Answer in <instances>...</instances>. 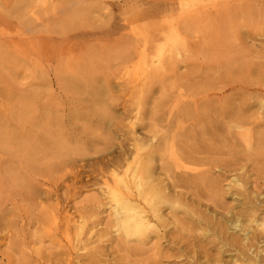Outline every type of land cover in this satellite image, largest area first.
<instances>
[{
    "label": "rangeland",
    "instance_id": "rangeland-1",
    "mask_svg": "<svg viewBox=\"0 0 264 264\" xmlns=\"http://www.w3.org/2000/svg\"><path fill=\"white\" fill-rule=\"evenodd\" d=\"M242 1L238 9L192 22L178 14L180 0H0V116H45L51 120L48 130L61 132L56 143L44 148L41 127H29V143L37 144L29 159L12 144L10 151L0 150V264H252L233 263V248L223 246L224 235H216L214 228L222 223L225 235L243 244L244 233L255 227L250 220L262 218L261 212L252 216L244 211L251 205L260 208L264 200V144L257 141L264 134V0ZM169 2L176 8L173 16L153 14ZM179 23L190 59L175 73L188 77L165 72L152 82L154 95L162 87L163 100L171 107L179 99L199 103L209 95L208 102L214 101L217 92L224 99L235 97L236 103L246 98L250 121L245 129L251 130L240 131L224 120V163L203 168L214 185L179 198L173 212L164 208L167 225L159 226V238L151 235L136 250L133 241L125 246L115 241L106 206L96 209L100 179L86 178L87 170L77 178V148H91L83 144L87 134L106 133L84 126L78 117H92L95 89L108 90L113 82L125 88L143 78L139 61L129 63V74L121 75L118 56L131 52L137 39ZM115 91L121 94L120 88ZM190 108L185 125L198 120ZM241 133H247L245 138ZM13 175L22 176L34 193L11 179ZM234 216H239L240 228L229 222ZM91 221L97 224L95 231L107 232L99 244L85 242ZM80 223L86 225L79 235ZM165 232L173 233L174 242ZM249 256L264 264V241Z\"/></svg>",
    "mask_w": 264,
    "mask_h": 264
},
{
    "label": "bare ground",
    "instance_id": "bare-ground-1",
    "mask_svg": "<svg viewBox=\"0 0 264 264\" xmlns=\"http://www.w3.org/2000/svg\"><path fill=\"white\" fill-rule=\"evenodd\" d=\"M22 1L30 4L34 0ZM208 2L210 3L207 4ZM242 2V0H180L177 9L169 2L153 14L162 17L173 16L176 9L181 17L192 22H200L214 13H227L231 9H238ZM185 26L183 24L182 27ZM179 27L180 23L178 26L171 24L150 37L137 39L140 41H137L131 52L117 57V64H120L121 75H128L130 72L128 64L133 61L141 62L143 78L132 86L126 83L125 88L124 84L113 82L114 85L108 90L93 89V100L90 103L96 108L91 112L92 117H78L84 121V126L94 125L107 134L85 136L83 144L91 148H77V178L87 170L89 175H86V178L95 176L100 179L102 187L96 195L102 197L105 202L97 199L98 197L94 198L96 209L101 207L103 209L106 206L108 217L111 218L108 224L113 228L115 241L122 242L123 246L133 241L136 243L133 249L136 250L147 245L151 235L156 234L159 238V226L167 225V218L161 213L164 208L173 212L179 198L198 195L199 188L209 190L207 187L214 185L215 182L207 177L209 171L203 168L206 166L220 168L224 163L221 158L224 152L222 137L224 120H231L240 131L248 133L251 130L245 129L250 121L246 117L249 112L246 98H241V101L236 103L235 97L224 99L221 93L217 92L214 94V101L208 102L209 95L199 103L197 100L179 99L171 107L168 105L169 100H163L166 98L164 95L166 92L162 87L159 88L158 95H154L152 82L156 77L163 78L165 72L173 73V76L182 79L188 77L175 73L180 63L190 59L187 46L179 34ZM116 87L120 88L121 94L116 93ZM218 87L220 90L221 87ZM262 97L264 98V95ZM155 98H159V102L154 103ZM190 106L193 107L198 120L195 124L185 125L192 111ZM118 110L121 112L117 113ZM55 123L59 124L58 120ZM50 125L51 120L45 116L33 120L27 117L19 119V116L12 113L8 116L1 115L0 150L10 151L11 148H16L18 153L22 149L25 158L29 159L37 148V144L29 143L31 135L29 127H41L43 132L41 146L45 148L52 146L61 136L58 130L49 131ZM138 130L140 131L137 133ZM247 133H241V138H245ZM257 141L264 144V134L260 135ZM97 143L102 146L95 147ZM11 144L13 146L10 148ZM178 144L180 148L178 153H175ZM250 148V144L247 143L245 149ZM68 156L69 154L64 155V159ZM52 167L49 165V168ZM11 179L21 182L22 188L29 189L31 194L34 193L30 185L23 184L22 176L13 175ZM247 199L251 204L250 199ZM259 203L263 204L260 208L251 205L244 211L252 213V216L256 212H261L262 218L250 220L249 223H255V227L252 228L253 231L244 233L246 237L243 244L239 242L238 237L226 236V229L222 223L215 224V234L221 235V238L224 235L223 246L231 247L235 252L236 258H231L233 263L241 260L259 264L249 256V252L252 253L255 246L264 241V200ZM239 216H234L229 221L234 229L240 228L237 224ZM175 222L177 223V220ZM204 222L208 226L212 225L209 220ZM85 225V223L77 225L79 235ZM96 225L94 221L87 224L85 242L93 241L99 244L107 234L106 231H95ZM247 233H250V236L247 237ZM172 234L163 233L165 237ZM78 241L80 243L79 239ZM169 241L174 242L173 236ZM80 246L83 249L87 247L86 243Z\"/></svg>",
    "mask_w": 264,
    "mask_h": 264
}]
</instances>
